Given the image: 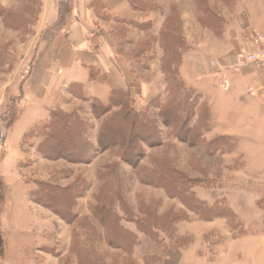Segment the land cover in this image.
Listing matches in <instances>:
<instances>
[{"label":"rangeland","instance_id":"obj_1","mask_svg":"<svg viewBox=\"0 0 264 264\" xmlns=\"http://www.w3.org/2000/svg\"><path fill=\"white\" fill-rule=\"evenodd\" d=\"M139 1L151 13L149 29L130 26L124 42L112 34L114 23L102 29L134 82L129 88L134 105L150 107L151 117L159 120L154 142H139L143 155L136 167L132 163L139 156L126 160L119 148L99 143L105 117H98L93 102L78 94L79 86L55 75L66 70L72 55L63 35L68 20L50 24L46 0H0V219L5 226H0V237L13 234L26 243L22 264H93L95 259L102 264H264V156L259 157L264 134L260 140L257 128L244 142V132L221 134L216 131L220 119L209 108L203 139L182 141L154 107L169 99L162 38L169 40L170 32L182 35L183 57L190 43L210 41L211 27L220 23V6L232 0ZM97 2L90 4L92 12ZM255 50L253 43L232 61L224 57L222 70L241 73L250 66L241 72L232 66ZM219 84L227 88L229 79ZM99 96L107 99L106 93ZM55 113L70 115L76 122L73 131L84 132L64 148L79 155L40 146L35 129ZM258 123L263 129L264 116ZM217 137L216 146L209 145ZM169 172L184 189L169 183ZM12 227L20 233H12ZM160 244L165 252L158 250Z\"/></svg>","mask_w":264,"mask_h":264},{"label":"crops","instance_id":"obj_2","mask_svg":"<svg viewBox=\"0 0 264 264\" xmlns=\"http://www.w3.org/2000/svg\"><path fill=\"white\" fill-rule=\"evenodd\" d=\"M92 1L94 0H46L45 6L49 5L46 12L50 24L64 20V17L68 20L63 35L70 44L68 47L72 55L67 60L66 70H57L55 75L60 79H68L70 84H82L84 93L89 98L97 97L108 101L113 89L124 88L131 82L114 56L108 33L102 30L106 29L108 20L100 18L96 12L90 10ZM101 1L108 16H120L134 21L152 19L149 16L150 12L132 8L128 0ZM220 8L222 12L218 13L219 26L211 27L218 30L213 32L215 30L211 29L213 36L210 41L190 43V48L182 57L180 75L187 86L197 90L202 99L208 102L213 110L212 115L214 113L220 119L216 131L233 136L244 132L245 136L242 137L244 142L246 135L255 134L254 131L258 128L260 131L258 138L262 140L264 127L260 129L257 124L260 117L264 116V68L254 65L245 68L241 73L230 74L226 70L219 69L214 62L221 61L224 57L232 61L238 51L252 49L253 38L256 35L264 36V0H232L231 5H221ZM64 10H67L66 13ZM109 22L114 23V21ZM90 67L97 69L94 78L89 76ZM54 70L53 67L52 73ZM49 75L50 72L46 77ZM222 78L229 79L227 88L219 84ZM52 81L55 82V79ZM217 81L223 89L217 86ZM46 82L44 79L42 84ZM97 85L102 86L98 91L95 90ZM88 91H92V94ZM101 92L106 93L107 99L99 96ZM228 118H235V122L231 123ZM243 142H241L242 147ZM243 150L246 153V149ZM261 153L259 157L263 159L264 149ZM0 226L2 229L5 228L1 219ZM12 230V233H20L18 228ZM10 235H4V239L2 238L4 252L0 257V263L22 264L23 245L26 243L21 242L16 236L12 237L13 234ZM14 241H19V244L14 245ZM15 246L17 253L14 251Z\"/></svg>","mask_w":264,"mask_h":264},{"label":"trees","instance_id":"obj_3","mask_svg":"<svg viewBox=\"0 0 264 264\" xmlns=\"http://www.w3.org/2000/svg\"><path fill=\"white\" fill-rule=\"evenodd\" d=\"M132 8L142 11L149 12L148 9L144 8L146 5L142 4L139 0H129ZM96 14L108 21H114V24H118L116 27L112 25V34L121 42H124L129 34V27H136L142 31L149 29V21H134L128 20L120 16H108L105 13V5L102 4L101 0H98L94 8ZM64 24V21L60 22ZM145 36H149L147 33ZM166 36H170L169 40L162 38V47L164 49V73L166 75L168 101L157 102L154 107L158 108L159 111L155 114L157 117H161L163 123L173 128V135L182 141H201L204 137V131L209 128L210 111L209 104L203 100L201 95L196 92L193 93L190 88L187 87L184 80L180 75V64L182 62L181 45L184 44V37L180 34L166 33ZM122 45V44H121ZM146 47H142V52L145 51ZM141 57V56H139ZM90 74L95 71L94 68L90 67ZM138 79V78H136ZM134 82L130 83L128 89H113L110 93L108 101H103L100 98L94 97L89 98L84 93L82 84L74 83L72 85L79 86V95L85 100L89 99L92 103V110L95 111L98 117L104 116L103 126L99 132V143L105 148H119L118 152L124 159H136L133 161L134 166H138L139 159H141V148L139 146L140 141H147L153 143L155 133H159L158 119L151 117L149 112L150 107L137 109L134 105V101L130 96V90L133 87ZM192 92V93H191ZM199 111V112H198ZM54 119L49 122H45L43 125H37L35 129L36 133L42 137L40 146L48 148L50 152L57 150L63 151L66 154H77L76 150H67V140L72 138L80 139V136L84 134L83 131H73L76 126L74 120H70V115L64 117V115H58L55 113ZM72 127V130L70 127ZM153 131V134L150 132ZM83 132V133H82ZM190 137V138H189ZM220 137L212 140L209 145L216 146ZM69 148V147H68ZM140 149V150H139ZM65 150V151H64ZM78 151V150H77ZM139 151V153H138ZM84 154V153H83ZM86 155V152H85ZM84 157V155H83ZM173 173L169 172L168 178L170 184H174L175 189H184L183 185L180 186L179 180L173 176ZM178 180V181H177ZM172 186V185H171ZM49 194L56 195V191L48 189ZM187 192V191H186ZM58 197V196H57ZM65 202L64 200H60ZM54 205H58V200L54 199L51 201ZM192 208L197 209L195 204H191ZM3 244V240L0 237V247ZM162 246L160 244L158 250L161 251ZM166 251V247L162 249ZM93 255V254H91ZM93 264H102L99 260H92ZM166 262V261H165ZM6 264V263H0Z\"/></svg>","mask_w":264,"mask_h":264},{"label":"built area","instance_id":"obj_4","mask_svg":"<svg viewBox=\"0 0 264 264\" xmlns=\"http://www.w3.org/2000/svg\"><path fill=\"white\" fill-rule=\"evenodd\" d=\"M259 35L253 38V43L257 46V50L254 52L245 53V58H239L238 62L232 66L234 72H241L242 68L247 66H260L264 68V43ZM220 69H224V65L220 64L219 61L214 62ZM221 83V80H220Z\"/></svg>","mask_w":264,"mask_h":264}]
</instances>
